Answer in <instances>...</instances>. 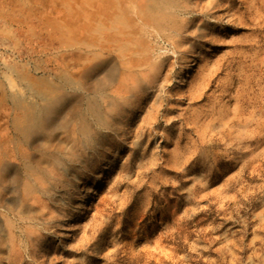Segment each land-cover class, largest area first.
I'll use <instances>...</instances> for the list:
<instances>
[{
	"label": "rangeland",
	"instance_id": "374dc122",
	"mask_svg": "<svg viewBox=\"0 0 264 264\" xmlns=\"http://www.w3.org/2000/svg\"><path fill=\"white\" fill-rule=\"evenodd\" d=\"M3 15L0 264H264V0Z\"/></svg>",
	"mask_w": 264,
	"mask_h": 264
},
{
	"label": "bare ground",
	"instance_id": "6f19581e",
	"mask_svg": "<svg viewBox=\"0 0 264 264\" xmlns=\"http://www.w3.org/2000/svg\"><path fill=\"white\" fill-rule=\"evenodd\" d=\"M96 1V0H95ZM97 6H100L97 5ZM102 6V5H101ZM99 10L95 11V14H93V17L95 18H98L99 17V14L103 11L102 7L100 8H97ZM62 14V13H61ZM75 16V14H74ZM92 18V19H94ZM78 19V18H77ZM118 19V18H117ZM93 24V23H92ZM78 25V24H77ZM92 26V25H91ZM88 28V27H87ZM80 30V29H79ZM84 34V33H83ZM104 35V34H103ZM75 37H76V34H75ZM76 39L78 40V37H76ZM91 39V37H90ZM82 39H79V42H81ZM96 41V38L92 40V43ZM105 51V50H104ZM106 52V51H105ZM88 61L92 62V60H90V58H87ZM94 89V88H93ZM96 89V88H95ZM67 98H64L62 101L59 100L58 102L52 104V103H49V104H46V106L41 110L40 112V115H39V118H38V130H45V124L49 122V119H51L52 116H54L56 114V110H57V107H58V104L64 102ZM37 137V136H35ZM38 139V138H37ZM32 140V139H31ZM5 170V169H4ZM5 174V172H3ZM8 185V184H7ZM8 187V186H7ZM2 206V205H1ZM2 208V207H1Z\"/></svg>",
	"mask_w": 264,
	"mask_h": 264
},
{
	"label": "crops",
	"instance_id": "0c3cea01",
	"mask_svg": "<svg viewBox=\"0 0 264 264\" xmlns=\"http://www.w3.org/2000/svg\"><path fill=\"white\" fill-rule=\"evenodd\" d=\"M20 0H0V18L3 17V11L5 10V7L6 6H9L11 5L13 8H14V5L19 3ZM21 3H22V0H21ZM74 43V41H73ZM29 76V74H28ZM31 81L34 82L36 79H34L32 76H31Z\"/></svg>",
	"mask_w": 264,
	"mask_h": 264
}]
</instances>
